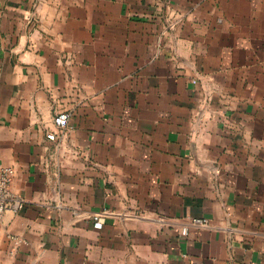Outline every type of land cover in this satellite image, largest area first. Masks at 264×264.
Listing matches in <instances>:
<instances>
[{
  "label": "crops",
  "instance_id": "0c3cea01",
  "mask_svg": "<svg viewBox=\"0 0 264 264\" xmlns=\"http://www.w3.org/2000/svg\"><path fill=\"white\" fill-rule=\"evenodd\" d=\"M0 165V264H264V0H0Z\"/></svg>",
  "mask_w": 264,
  "mask_h": 264
},
{
  "label": "built area",
  "instance_id": "2783aa9c",
  "mask_svg": "<svg viewBox=\"0 0 264 264\" xmlns=\"http://www.w3.org/2000/svg\"><path fill=\"white\" fill-rule=\"evenodd\" d=\"M69 114L66 112L57 113L54 117L55 125L62 131L68 128ZM48 139L55 141L57 139L56 133L48 134ZM15 176L13 167L0 165V222L3 220L7 213H19L25 206V201L14 194L11 190V183ZM108 211H102L93 216L94 226L101 229L103 221L106 217L110 216ZM195 228H210L211 222L207 218H191L186 220L181 229L182 235H188L189 229Z\"/></svg>",
  "mask_w": 264,
  "mask_h": 264
}]
</instances>
